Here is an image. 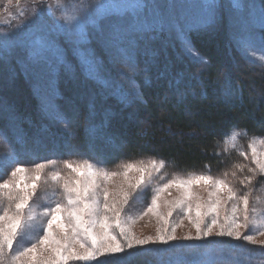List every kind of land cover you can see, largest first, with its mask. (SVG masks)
I'll return each instance as SVG.
<instances>
[{
  "label": "trees",
  "instance_id": "obj_1",
  "mask_svg": "<svg viewBox=\"0 0 264 264\" xmlns=\"http://www.w3.org/2000/svg\"><path fill=\"white\" fill-rule=\"evenodd\" d=\"M255 1L258 7L264 3ZM129 24L113 16L89 27L86 45L95 71L84 67L64 41L35 59L18 48L0 59L16 77L6 84L8 111L0 112V180L15 166L6 160L12 149L25 166L43 159H86L111 168L156 159L171 174L229 173L241 158L226 148V139L241 134L244 145L264 136V66L230 40L223 3L217 5L214 23L187 28L196 57L171 28L136 31ZM258 32L264 40V32ZM82 96H87L84 103ZM52 111L59 121L53 122ZM249 187L252 196L264 189V177L257 176ZM208 240L234 252L218 264H264V246L229 237ZM167 248L148 245L120 254L122 259L104 257L93 264H169L178 248L156 251Z\"/></svg>",
  "mask_w": 264,
  "mask_h": 264
},
{
  "label": "snow or ice",
  "instance_id": "obj_2",
  "mask_svg": "<svg viewBox=\"0 0 264 264\" xmlns=\"http://www.w3.org/2000/svg\"><path fill=\"white\" fill-rule=\"evenodd\" d=\"M240 34L237 43L246 53L255 52V33L264 32V3L260 7L248 0H230ZM49 15H52L50 7ZM64 23H49L38 9L31 17V25L25 23V36L13 39L5 36L0 41V59H7L17 48H24L32 57L41 51L52 49L63 38L73 47L88 42V24H98L110 16H125L129 11L147 9L145 0H95L93 4L74 3L64 5ZM204 19L198 26L215 22L216 0H203ZM163 22L158 13L151 19H137L132 26L136 31L155 30ZM35 37V39H33ZM181 40L188 45L181 32ZM264 45V40L260 41ZM190 50V49H189ZM257 59V57H254ZM264 60V56L258 57ZM89 69L95 71L96 61H86ZM236 136L232 137V141ZM5 142L7 140L5 138ZM236 147L235 143L231 145ZM249 152L239 155L249 158L254 167H248L251 175L239 180L248 189L241 191L223 176L191 174L174 176L152 188L151 202L135 218L125 215V208L131 199L153 184L157 174L165 167L163 160L149 159L147 162L125 163L118 171H110L86 159L63 160L43 159L31 166L18 163L19 157L12 149L6 159L15 166L7 178L0 180V264H91L100 257L122 259L120 254L142 248L149 244L167 245V249L178 250L169 258V264H218L225 255H234L231 247L224 249L208 238L229 237L256 244V235L264 236V216L257 215L251 207L253 200L249 187L258 175L264 176V139L248 144ZM247 165L237 163L235 168L243 172ZM232 177L237 171L231 172ZM119 178V183H116ZM164 180L163 176L159 177ZM110 185H112L110 187ZM203 187L207 197H202L197 188ZM177 189L179 195L172 199L170 189ZM42 203L37 205L36 201ZM165 209L162 211L161 209ZM187 218L195 229V235L186 234L184 240H204L203 245H171L177 239L173 214ZM157 217L155 236L138 237L132 225L143 216ZM254 231L245 234L248 229ZM27 237V246H18L21 238ZM264 246V240L258 242Z\"/></svg>",
  "mask_w": 264,
  "mask_h": 264
},
{
  "label": "rangeland",
  "instance_id": "obj_3",
  "mask_svg": "<svg viewBox=\"0 0 264 264\" xmlns=\"http://www.w3.org/2000/svg\"><path fill=\"white\" fill-rule=\"evenodd\" d=\"M95 0H67V3L69 5H72L74 3H86V4H93ZM129 3L135 2V0H127ZM147 3L148 7L147 9H141V10H136V11H129L127 15L125 16H116V17H125L129 21V25L131 27L134 25L137 19H151L152 14L158 13L159 18L163 22L162 27H157V29H163V28H171L177 35L179 41L182 43L184 46V50L191 56L196 57V54L194 51L189 47V45H185V43L181 40L180 34L183 32V34L186 36V30L190 26H198L204 19L203 15V0H145ZM249 3L255 4L257 7V3L255 0H248ZM66 3V0H0V41H3L5 36H9L13 39H18L26 35L28 29L24 28L23 25L25 23H28L31 25V17L35 14V12L38 9L42 10V15L46 20L49 21V23L53 21H59L60 23H64L65 20V15H66V9L64 7ZM223 3V6L225 7V10L227 11L228 14V19H229V28H230V40L234 42L238 50L244 55L246 58L249 60L261 64L264 66V60L258 59V57L264 56V47L261 45L260 41V35L257 30L255 33V52H251V50L246 53L244 49L240 47V45L237 43V36L240 34V30L238 28V21L236 19V14L231 7L230 0H216V4L219 5ZM47 5L51 9L52 15H49L48 9L45 8L44 6ZM113 17V16H110ZM97 25V24H95ZM90 26H94V24H88L87 28L89 29ZM133 28V27H132ZM35 39V37H33ZM62 41L66 42L63 38H60L56 44V46L52 49L49 50H44L39 53L41 55L45 51H54L57 49V45L63 44ZM67 45H70L74 53L77 57V59L80 61L84 67H88V64L86 61L90 58L93 57L91 54V51L89 50L88 46L83 44L82 46L79 47H73L72 44H69L66 42ZM20 50H23V53L27 56L26 58L28 59H35L39 55L32 57L28 55L25 51L24 48H18ZM190 49V50H189ZM254 57H257V59H254ZM9 63L6 62H0V112H5L8 111V105L10 100H8V95L7 92L9 91V88L6 87V84L9 85L16 79L14 76L13 72L10 70ZM125 65H122L121 68L125 70ZM14 76V77H12ZM21 92V90H20ZM83 99L86 97L82 96ZM6 98V99H5ZM87 99V98H86ZM83 100V103L84 101ZM6 104V105H4ZM75 108H72L71 112H74ZM55 113L54 111H52ZM70 113V114H73ZM45 119L46 122H50L49 116L46 115L45 112L41 110L40 113ZM69 114V115H70ZM54 121H59L58 116L55 114H52ZM51 116V117H52ZM45 124V123H44ZM43 125V124H42ZM41 127V125H39ZM236 136V140L233 142L232 137ZM241 134H235L232 133L225 141V146L226 148L233 150L235 149L237 152L244 151V152H249L248 149V144L253 140V138L256 139H264V136L260 137H251L248 139V141L242 145L240 144L239 137ZM232 143L236 144V147L233 148L231 145ZM41 145V143H39ZM0 147H3V142L0 140ZM41 147V146H40ZM73 148V147H72ZM3 151V150H2ZM241 161H239V164H244L247 165V167L244 168L243 172L238 171L237 169L233 171H237V176L234 178L231 176L230 171L228 174V179L232 181L238 189H240L242 192L243 186H239V180L242 179L246 175H251V173L248 172V167H254V165L251 164V159H250V153H249V158L245 159L243 156H240ZM7 160V159H6ZM149 159H141V160H135V161H130V162H124L122 164L116 165L111 168L104 167L98 163H94L100 167H104L107 170L110 171H118L120 170L121 166L125 163H138L140 161L147 162ZM7 162L9 165L11 164L8 160ZM14 166H12L11 171L13 170ZM235 168V167H234ZM11 171L8 173V175L5 177L7 178ZM192 174H201V173H192ZM203 174H209V173H203ZM224 173L222 174H211L213 176H223ZM190 174H171L167 170L166 167L161 169L160 173L157 174L156 178L153 181V184L148 185L147 188L142 191L141 193H138L136 196H134L133 199L130 200L129 205L125 208V215L132 216L133 218L137 217L144 209L145 207L151 202V196L153 195L152 188L155 186L156 183H163L166 182L168 179L173 178L174 176H181V177H186ZM163 176L164 180L160 181L159 177ZM260 176V175H258ZM264 177V176H262ZM2 180V179H1ZM116 183H119V178H116ZM112 185H110L111 187ZM171 195H168L167 193L164 194V198L167 199H172L173 197H176L179 195V192L177 189L173 188L169 190ZM197 191L202 197H207V192L204 190L203 187L197 188ZM260 197V200L257 202L255 200L252 201L251 207H254L256 209L257 215L264 216V189H258L257 192L253 195V197ZM37 205L41 204V200L36 201ZM164 211L165 209H161ZM183 220V223L181 224L180 227L176 229V236L177 239L175 241H171L170 243L173 242H191V241H197V240H184L183 237L186 234L191 233L192 235H195V229L192 227V225L189 223L187 218L182 217L181 215L173 214V217L171 218L173 223H179ZM158 227V222H157V217L149 214L147 216H143L140 219H137L135 224L132 225L133 231L138 237H146V236H155L156 234V229ZM254 230L253 229H248L245 231V234H250ZM256 240L257 243L256 245H260L258 242L264 240V236L256 235ZM28 244V238L23 237L19 241L20 247L22 246H27ZM153 245V244H149ZM148 246V245H145ZM143 246V247H145ZM137 249V248H136ZM104 257H100L99 259H102ZM98 259V260H99ZM96 262V261H94ZM94 262H91L93 264ZM76 264H80V262H76Z\"/></svg>",
  "mask_w": 264,
  "mask_h": 264
}]
</instances>
